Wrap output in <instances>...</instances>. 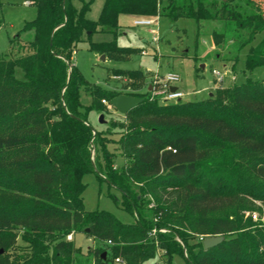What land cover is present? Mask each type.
I'll return each instance as SVG.
<instances>
[{
    "label": "trees",
    "instance_id": "trees-1",
    "mask_svg": "<svg viewBox=\"0 0 264 264\" xmlns=\"http://www.w3.org/2000/svg\"><path fill=\"white\" fill-rule=\"evenodd\" d=\"M74 1L34 0L36 18L0 53V264H264V225L246 217L264 213L253 202L264 205V80L164 103L151 99L140 70H113L129 81L120 93L89 84L74 64L84 42L107 61L142 53L118 46L127 15L219 22L230 34L214 32V45L250 47L244 72L253 73L264 68V38L252 46L264 33V1L106 0L98 22L87 18L91 3L78 0V9ZM31 31L33 40L23 42ZM97 34L110 40L95 42ZM122 94L142 102L123 122L105 121V131L119 127L116 154L89 115L110 114L103 100ZM90 173L121 194L113 200L133 223L86 211ZM76 234L94 241L87 254L68 240ZM212 236L224 241L205 250Z\"/></svg>",
    "mask_w": 264,
    "mask_h": 264
},
{
    "label": "rangeland",
    "instance_id": "rangeland-1",
    "mask_svg": "<svg viewBox=\"0 0 264 264\" xmlns=\"http://www.w3.org/2000/svg\"><path fill=\"white\" fill-rule=\"evenodd\" d=\"M2 1L3 8L0 16L3 19V26L0 30V53L7 54L10 51V41L19 35L26 22L36 18L37 11L32 4L34 0ZM105 1L84 0L85 3H91L87 13L89 20L99 21ZM257 1L262 2L264 0ZM74 6L81 9L83 3L75 0ZM134 20V17L127 15L120 17L121 30L117 38L118 46L146 51L147 55L138 52L137 55L128 58L127 62L107 60L103 62L102 57L89 50L87 42L78 46L74 56V64L89 84L100 86L105 90L125 93L130 90L127 86L129 81L125 77L112 76L113 70H140L146 77V85L149 86L154 83L157 76L160 78L174 74L180 78L175 87L185 94L183 101H201L207 99L216 89L221 87H230L234 83L242 84L247 79L264 80V68H258L253 73L244 72L246 55L250 47L238 51L236 46L227 40L220 47L214 45L213 33L226 31L223 24L219 22L204 21L197 23L190 19H180L173 24L168 19L161 18L156 25L159 31V41L155 42L148 29L136 27ZM226 34H230L229 29ZM33 38L34 32L32 31L24 33L21 37L23 42L31 41ZM263 38L264 33L256 38L252 46H257ZM93 40L95 42L108 41L110 37L97 34ZM214 70L223 74V82H220L218 77L213 74ZM17 77L23 79V73L20 70L17 71ZM81 100L84 106L91 105L92 98L85 90L81 91ZM109 111L110 114L104 115L107 124L124 121L123 115L115 110ZM100 116L97 112H91L89 121L96 130L105 131L107 127L99 123ZM110 128L105 131L106 137L112 142L109 144V150L119 154V145L117 144L119 135L116 133L119 131V127ZM123 162V158L118 156L116 166H122ZM83 182L87 186L83 196L86 211H107L124 224L134 222L133 216L115 204L113 197L122 199L117 190L109 187L106 182H100L94 173L87 174ZM253 202L258 209L264 210L262 202ZM253 214L257 215L258 221H254L253 218L252 220L259 222L261 219L260 222L264 225V213L259 210L249 211L246 212V217H252ZM74 243L84 254H87L88 250L94 246L90 238L84 234H76ZM158 262L160 263V260ZM175 263L186 264V261L183 258H176Z\"/></svg>",
    "mask_w": 264,
    "mask_h": 264
},
{
    "label": "built area",
    "instance_id": "built-area-1",
    "mask_svg": "<svg viewBox=\"0 0 264 264\" xmlns=\"http://www.w3.org/2000/svg\"><path fill=\"white\" fill-rule=\"evenodd\" d=\"M159 17L156 18H135L134 20V25L136 27H141V28H146L148 29V32L153 35L154 41L157 42L159 41V36H158V29L156 25L159 23ZM142 55H147L146 51H142ZM213 74L218 77V80L220 82H223V74L219 71L214 70ZM180 81V78L174 74H168L165 77H160L157 76L155 78V81L152 85L149 86L151 88V99H159L161 102L164 103H171V102H177L181 101L184 99L185 94L177 87H175V84ZM175 88V90H172ZM103 104L107 106L109 110H113L112 107L110 106V103L103 100ZM252 218L254 221H258L257 215L253 214ZM165 232V230H162ZM156 230L152 232L151 235H155ZM72 236H68V240L72 241ZM110 243V242H109ZM122 260L120 258L116 259L117 264H122Z\"/></svg>",
    "mask_w": 264,
    "mask_h": 264
},
{
    "label": "water",
    "instance_id": "water-1",
    "mask_svg": "<svg viewBox=\"0 0 264 264\" xmlns=\"http://www.w3.org/2000/svg\"><path fill=\"white\" fill-rule=\"evenodd\" d=\"M102 60L103 62H105L104 57H102ZM149 90H151V88H149ZM172 90H175V88H173ZM141 102L142 100L139 98H132L126 95H119L116 98L112 99L109 103L113 110L125 116L134 108H136ZM99 123L105 124L104 115L100 116ZM223 241H224V237L222 236L207 237L203 240V246L205 250H209L211 248L218 246ZM103 258H106V254H103Z\"/></svg>",
    "mask_w": 264,
    "mask_h": 264
},
{
    "label": "crops",
    "instance_id": "crops-1",
    "mask_svg": "<svg viewBox=\"0 0 264 264\" xmlns=\"http://www.w3.org/2000/svg\"><path fill=\"white\" fill-rule=\"evenodd\" d=\"M72 240L74 241L75 240V235H73L72 236ZM91 240V239H90ZM93 243H94V241L93 240H91ZM95 244V243H94Z\"/></svg>",
    "mask_w": 264,
    "mask_h": 264
}]
</instances>
